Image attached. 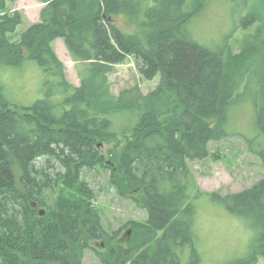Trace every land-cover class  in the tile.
Instances as JSON below:
<instances>
[{
	"label": "trees",
	"instance_id": "obj_1",
	"mask_svg": "<svg viewBox=\"0 0 264 264\" xmlns=\"http://www.w3.org/2000/svg\"><path fill=\"white\" fill-rule=\"evenodd\" d=\"M15 1L0 0V264H85V246L100 238L111 264H202L196 228L204 198L254 231L247 255L232 264H258L264 177L240 192L204 191L190 162L234 135L231 114L247 105L257 134L245 138L264 163V0H38L39 20L13 40L24 19L10 11ZM214 1L230 9L233 33L257 25L249 48L236 52L228 39L195 37L196 19ZM114 14H124L136 32L119 29ZM58 38L79 85L58 57ZM129 55L145 79L160 77L154 90L114 92V66ZM27 64L38 75L30 101L1 78V68L25 73ZM99 166L112 170L122 195L126 185L142 197L147 218L131 222L136 233L128 246L113 244L120 232L105 233L95 190L84 181L83 210L58 203L47 215L38 211L48 191Z\"/></svg>",
	"mask_w": 264,
	"mask_h": 264
},
{
	"label": "rangeland",
	"instance_id": "obj_2",
	"mask_svg": "<svg viewBox=\"0 0 264 264\" xmlns=\"http://www.w3.org/2000/svg\"><path fill=\"white\" fill-rule=\"evenodd\" d=\"M43 4L38 0H17L10 4V11L19 10L23 13V22L12 35L16 40L22 32L39 20ZM208 8V9H207ZM206 8L204 14L196 19L192 30L198 40L205 42L214 39L218 42L228 39L234 46L236 52H241L253 44L257 25L251 24L238 31H233L234 18L230 15V9L223 2L214 1ZM125 33H135V29L129 27L124 14H114L110 17ZM192 26V25H191ZM63 38L54 42L57 54L65 63L67 75L70 82L79 85L80 77L76 69V63L72 60L64 44ZM30 64V63H29ZM27 64L25 73L15 68H1L3 72L2 82L19 93L18 97L30 101L37 96L35 91L36 78L34 65ZM23 78V81L21 79ZM26 82L25 81V78ZM113 90L119 93L122 89L138 87L144 93L154 90L160 81V77L145 79L139 72L135 58L129 55L125 62L114 66L111 75ZM24 86V87H23ZM25 91V98L20 94ZM35 95V96H34ZM250 106H240L231 114L232 119L228 126L234 135L209 144L208 155L190 162V166L197 178V182L204 191H219L224 194L229 192H240L250 188L259 182L264 176V163L262 159L253 154L249 148L245 136H256L255 115ZM239 132V133H237ZM111 146L102 147L108 162L113 165L111 155L108 154ZM43 163V162H42ZM51 163V171H55ZM58 164V163H57ZM112 170L106 166L85 170L76 181L68 180L61 183L57 190L48 191L45 205H41L38 211L47 215V206H56L62 203L76 209H82L88 203V197L81 190V182H86L95 190L97 196L95 204L99 210L105 233L113 235L120 232L113 240L114 243L128 246L135 237L133 221H145L147 211L140 206L138 199L141 195L122 189L125 195L118 190L114 179H111ZM93 201V199H92ZM199 205V216L197 232L199 235V250L202 255V264H232L234 261L247 255L253 239L254 231L239 217L232 215L224 207L210 202L204 198L197 203ZM44 215V216H45ZM110 236H108L109 238ZM106 241L103 238L90 239L83 251V262L85 264H111ZM258 264H264V257L260 258Z\"/></svg>",
	"mask_w": 264,
	"mask_h": 264
},
{
	"label": "water",
	"instance_id": "obj_3",
	"mask_svg": "<svg viewBox=\"0 0 264 264\" xmlns=\"http://www.w3.org/2000/svg\"><path fill=\"white\" fill-rule=\"evenodd\" d=\"M41 213H42V214H44V212H43V211H42Z\"/></svg>",
	"mask_w": 264,
	"mask_h": 264
}]
</instances>
